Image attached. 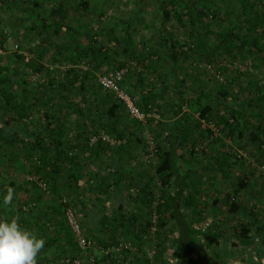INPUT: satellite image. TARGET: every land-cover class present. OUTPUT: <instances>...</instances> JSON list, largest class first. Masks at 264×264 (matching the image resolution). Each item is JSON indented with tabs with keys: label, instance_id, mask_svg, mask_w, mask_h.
<instances>
[{
	"label": "trees",
	"instance_id": "obj_1",
	"mask_svg": "<svg viewBox=\"0 0 264 264\" xmlns=\"http://www.w3.org/2000/svg\"><path fill=\"white\" fill-rule=\"evenodd\" d=\"M132 2L135 7L134 16H138L140 8L145 7V0ZM157 2L160 3L159 8L163 15L161 23L163 27L173 16L183 26H186L184 18H187L193 34H197L198 25L209 33L212 31V25H208L209 23L222 24L225 28L212 31L214 42L217 44L216 49L223 51L225 57L233 59L238 56L242 59L253 58L251 64L246 67L248 70H244L246 73L261 69L262 63L258 60L263 57H259V54L264 55V11L261 13L256 7L252 8L249 1L246 0L242 12H235L229 8L223 13L220 10L200 11L192 6V0ZM124 3H127V0H124ZM112 5L118 12L120 4L112 0ZM96 9L97 7H91L88 0H0V49L5 52V55L0 56V221L14 218L22 228L44 240V247L37 256V264L43 262L63 264L64 261L65 264L66 262L72 264L76 259H80L81 264H112L121 253L125 255L131 252L125 249L117 250L116 245L124 239L127 238L138 246L136 237L123 233L112 235V227L123 231L132 225L129 227L127 225L131 223V218L126 214L129 209L125 204L116 205L114 201L119 195H127L121 187L128 174L124 170L125 165L120 161L125 157V150L133 144V138L136 137L134 134L139 136L134 141L142 143L146 150L149 139L145 140L141 131L131 132L127 124L125 128L122 126L121 102H117L113 94L103 92L97 85L98 76L105 73L103 69L111 67L115 61V53L107 49L104 41L96 39L101 34L103 25L100 22L104 18L102 16L100 21H97L98 25H94L95 19L100 17L94 18L98 12ZM209 15H213L214 18L208 19ZM121 19L122 29L130 32L131 28L126 26L125 19L123 17ZM114 27L115 23H112V34H117ZM7 29L16 36L21 32V38L14 39L10 32H5ZM207 32L205 35L200 33L195 41L189 40L183 42V45L181 43L180 53L189 56L195 50L205 49H208L209 53L210 48L204 42ZM160 36L162 40L169 39L163 34ZM125 37V50L131 51L129 57L134 60L138 56L144 62L148 60L152 73H158L160 76H155L154 82L137 76V90L141 91L146 84L152 90V93L142 98V103L157 102L164 105L167 110L170 108V113L175 109V115L179 116L182 107L164 98V92L176 89L178 98H181L183 103L186 101L185 106L189 108L185 117L181 116L182 121H187L197 114L201 125L206 124L203 128L207 131L204 132L207 136L203 134V138H208L212 130L214 137L219 139L223 131L239 126L235 114L229 113L224 104H221V101H227L229 96L237 100L238 96L243 95L244 89L235 84L236 80L226 83L210 77L206 79L204 75L194 76L198 80L196 87L192 89L187 85L185 75L180 74L179 68L174 66L177 56L180 55L177 53L175 43L171 45L169 55L164 56L161 50L159 53L153 52L152 48L147 47L151 44L145 43L140 50L135 47L129 49L132 37L130 35ZM9 38L12 40L9 41ZM14 45L18 46L17 50H14ZM186 47L189 50H185ZM158 54L159 57L155 59ZM172 63L174 65H171ZM124 64H120L118 68L127 65ZM80 67H84L85 70H81ZM246 73L244 74L247 75ZM241 75L243 74H239V79L243 77ZM210 82L217 85L211 88ZM157 83L159 86L155 89ZM76 99L87 102V113L82 110L81 103ZM174 99L171 98V101ZM106 101L108 108H103L102 103ZM154 109L158 110L157 108L148 110ZM84 117L94 118L91 119L93 125L99 124L107 134L110 133L112 136L116 134V138L124 140L126 144L109 146L100 141L89 149L85 142H89L90 132L86 131V121L81 123ZM201 125L197 123L194 130L193 127L190 128L193 137L186 135L187 141L183 139L184 135H177L175 130L166 144L160 139L158 134L160 131L155 139L152 137L158 153L154 174L150 176L151 180L147 183L146 189L155 188L154 179L160 181L162 192L157 204L161 220L159 228L166 226V218L170 212V219L174 221L178 233L168 234L167 240L173 243L171 241L173 238L177 248L172 253L170 251V256L164 255L168 247L162 249V255L165 256L163 264H166L167 260L170 261L171 257L179 264H196L194 254L204 256L202 249L204 245L218 244L213 233L199 231L185 214L180 212L184 192L182 188L176 191L175 196H171V202L167 200L166 186L175 176L179 177L177 175L179 160L185 161V156L193 157L202 152L194 141V135L196 131H200ZM175 126L177 125L171 128ZM254 140L261 152L264 149V139ZM190 143L193 146L190 147ZM237 158L242 160L244 157L239 153ZM149 164L144 161L143 166L146 168ZM35 174L39 176L34 177ZM181 180L179 177L177 181L184 185ZM39 181L47 185V192L51 193L50 199L46 200L43 197L46 191L39 186ZM245 185L243 181L241 187L236 188L233 193L229 191L226 195L225 200L230 212H236L241 208L237 199L240 188L243 189ZM10 188L14 191L13 202L11 205H3L2 199ZM147 192L144 188L140 189L139 194L132 199L137 204V200L143 198V201H138L137 206L148 214L155 199ZM26 193L31 194L32 198L30 196L25 201L18 198L20 194ZM69 208L73 210L83 227L85 235L82 236L92 242L91 248L83 250L79 247L77 236L66 217ZM95 210L105 214L103 224L100 223L99 226L102 224L105 227L104 221L107 220L110 235L101 236L94 231L93 221L90 223L88 217ZM114 213H119L120 218H112ZM98 222L100 219L94 223ZM148 225H151V219L145 222V227L149 230ZM33 226L35 230L31 229ZM49 226L55 227L54 230L50 231ZM197 237L200 240L198 245L194 239ZM159 247L161 244L156 247L158 253ZM94 251L102 254L101 258L95 256ZM145 255L147 256V253Z\"/></svg>",
	"mask_w": 264,
	"mask_h": 264
},
{
	"label": "crops",
	"instance_id": "obj_2",
	"mask_svg": "<svg viewBox=\"0 0 264 264\" xmlns=\"http://www.w3.org/2000/svg\"><path fill=\"white\" fill-rule=\"evenodd\" d=\"M247 1L251 3L252 8L256 7L261 13L264 11V0L263 2H260L261 0ZM245 3L246 0L237 1L238 12H242ZM144 5L145 7L140 8L138 16H134L135 7L134 5L131 6V15L129 14L130 19H128V22L145 27L142 16L145 8L148 6L147 3H144ZM250 10L252 9L250 8ZM250 10H247V12L254 11ZM246 74L241 75L243 77L239 79V83L244 89L243 95L238 96L237 100L231 99L229 96L227 101H221V104H224L229 113L235 114V118L239 121V126L236 125L231 130L223 131L219 139L210 136L207 141L208 146H210L208 147L209 157L206 162L199 166L181 163L178 165L177 175L182 178L181 181L184 182V185H181V182L177 181L179 177L175 176L170 184L166 186L168 202H171V196H175L178 189L182 188L184 190L181 197L180 212L185 214L186 218L189 219L195 228L205 233H213L214 239L218 241V244L204 245L202 248L205 253L204 256L194 254L195 260H197L196 264H264L263 190L258 184L246 177L248 173L247 165L237 158V155L241 154L244 150H250L255 154L262 153L254 138L257 141L259 138L264 139V68L256 71L251 70ZM212 98H214L213 95ZM175 107L177 108V106ZM174 111L175 109L172 110L166 120H163L162 125L158 127L160 139L165 144L167 140H170L173 130L176 131L177 135H184L185 137L190 134V128L193 126L192 120L198 123L199 126L201 125L197 114H194L192 118H188L187 121H182L181 116L184 113L178 116L175 115ZM188 111L189 108L187 107L186 113ZM173 125L177 126L171 128ZM201 126L204 127V125ZM200 132L205 134L202 131H196L198 138L201 136ZM134 135L136 137L132 136L134 137L133 144H131L129 149L125 150V157L123 161H120L125 165L124 170L128 174L127 179H124L121 187L127 195H119L114 201L116 205H126L129 209L128 213H126L127 217L131 218V223L127 225L128 227L132 225L129 229H123V231L112 227V235L116 236L119 233H123L136 237L135 240L138 242L140 251L138 254L127 252L125 255H122L123 253H121L117 259L112 261V264H163L165 261L164 255L170 256L177 248L173 238L171 239L173 243L167 240L169 233L172 232V235L178 234L177 228L174 225V221L170 219L171 213L168 212L167 218L165 215L167 219L166 226L159 229L158 235L151 232L145 227V222L150 219L151 214L149 212L147 214V212L143 211V208L141 209L137 206L138 201H143V198H139L137 204L132 199L143 188L146 192L148 191L147 193H151L150 197L154 196V190L160 191V196L162 192V189L159 187H162V185L158 179H156V185L153 182L154 189H146L147 183L151 180L150 176L153 175L151 174V169L154 171V168H145L143 166V156L146 155V149L142 143L138 144L134 141L137 139L138 134ZM198 138V143L202 142ZM183 139L188 140L187 137ZM250 139L252 140L250 141ZM180 152L182 151L180 150ZM181 173L184 174L185 178L180 175ZM243 181L246 185L243 189L240 188L238 195L241 198L237 200L241 208L236 212H230L225 197H227L226 195L229 191L233 193L236 188H239ZM116 191L118 194V190ZM130 211L133 212L130 213ZM129 214H132V216H129ZM113 217L118 219L120 215L119 213H114L112 214ZM88 218L90 223L93 221L92 226L98 235H110L109 226L106 224L107 220L104 221L106 229H103L105 228L102 225L103 219H105L104 213L95 210ZM98 219H100V222L94 223ZM100 223H102L101 226H99ZM194 239L198 245L200 243L199 238ZM124 240H127V238ZM159 244H161V247H159L160 253H158L156 260H154L152 258L153 250ZM170 245L171 248L169 249ZM167 247V251L162 255V249ZM156 249L158 251V248ZM145 253H147V256ZM94 254L98 258L102 256L98 252ZM151 258L152 263L147 262ZM166 264L179 263L175 262V258L171 257L170 261L167 260Z\"/></svg>",
	"mask_w": 264,
	"mask_h": 264
},
{
	"label": "rangeland",
	"instance_id": "obj_3",
	"mask_svg": "<svg viewBox=\"0 0 264 264\" xmlns=\"http://www.w3.org/2000/svg\"><path fill=\"white\" fill-rule=\"evenodd\" d=\"M88 1L91 4L92 8L97 7L96 10H98V12L96 15H94V18H95V16L96 17L100 16L97 19H95L94 25H98L97 21H100V18L102 16H104L103 21L100 22L103 25L102 29H101V34L96 39H98V40L100 39L101 41H104L106 43L107 49L115 53V61L112 63V66L111 67L107 66V68L105 67V69H103V72L108 73L110 71H113L114 69L123 68V67L118 68V66L122 63L129 65V71L125 76V80H124L125 83H123V88L126 91L127 90L129 91V92L128 91L127 92L132 97V99L140 106L141 109L145 110L146 108H148V109L157 108L158 112L160 113L161 117L159 120H155L153 118H151L147 122L136 120L127 113L123 104L120 103L113 95L114 99L117 102H119L122 106V111H121V116L123 118L121 120L123 123L122 126H124V128H125V126H126L125 124H127L128 127L130 128V131H132V130L133 131L135 130V132L141 131L143 138H145V140H148L149 137H153L155 139L156 134L159 132L158 127L162 125L163 120H166V118H168L171 113L169 111L170 108H168L169 110H167V109H165L164 105H161L157 102H152L149 104H144L141 102L143 97H147L148 94L152 93V90H151V87L150 86L148 87L147 84L144 86V88L141 91L137 90L136 89L137 76L139 75V76L145 77L146 79L148 78L149 82H154L155 76H158V77H160V76L158 73H152V69H150V67H149V64H148L149 61L148 60H146L144 62L138 56L134 60L129 57L128 54L131 51L125 50V47H124L125 46L124 41H126L125 36L130 35L132 37L130 40V43H129V45H130L129 49L135 47L136 49L140 50L143 48L142 45H145V43H146V44H151V45H148L147 47L152 48L153 52L154 51L158 52L159 50H161V54L164 56L169 55V49L171 48V45L173 43H175V45L177 46V53L180 55L177 56L176 65H174L173 63L171 65L177 66L179 68L180 74L185 75V77L187 78V81H188L187 85H189V87L192 89H194V87H196L195 85H197V80H198L194 76H203L204 75V77L206 79L208 78L207 75L204 73L203 69L197 70V68L194 67V63H197L198 65H201V66H204L207 63H212V64H214L215 68L218 71L222 72V74L224 76V82L226 81V83L227 82L232 83L233 81L236 80L237 83H235V84L238 85V87L241 86L239 83V80H238L239 79L238 76H239V74L246 73V72H244V70H246V71L248 70V68L246 69V67H247V65L249 66L251 64V59H253V58L242 59L241 56H238L237 58L233 59V58L225 57L223 51L216 49L217 44L214 42V34L212 31L218 30V28L219 29L225 28L224 25H222V24L219 25L217 23H209L208 25H212V28H211L212 31H210L209 33L207 32V30L203 29L202 26L198 25V27H196L197 28V34H193L191 28L189 27L190 25H189V21L187 18H184L186 21V26H183L173 16L171 18V20L166 24V26L163 27L161 25L163 15H162L161 9L159 8L160 3L157 2V0H145L144 3L145 4L147 3V6H148L145 8V12L143 13V16H142L145 27L143 25L137 26V25H134V23H132V22L131 23L128 22V19H130V15H131L130 14L131 13V6L134 5L132 0H127V3H124V0H113L115 3L117 2L118 4H120V8H119L118 12L116 11V8H112L114 5V3L112 5V0H88ZM184 1L187 2L189 0H184ZM192 1H193L192 6L195 7L196 9L200 10V11L208 12L210 10H218V11L220 10V11H222L221 13H223L224 11H228L229 8H232L233 11L238 12L236 4H237V1H240V0H192ZM93 12H90V13H93ZM112 13H114L113 14L114 16L112 15ZM118 13H119V15H118ZM121 17H123L125 19V20L124 19L123 20L127 22L126 26L131 28L130 32L129 31L126 32L124 29H122L123 27H122V23H121L122 22ZM112 23H115L116 27H114V29L117 31V34H112ZM103 29H104V31L102 32ZM159 31H160V33H159ZM5 32H10V30L7 29ZM128 32H129V34H128ZM206 32L208 34H206V36L204 38V42H205L206 46L210 48L209 53H208V49L198 50V51L195 50L194 53H192L189 56H186V55H183L182 53H180L179 50L181 48L180 47L181 43L183 45V42H186L189 40L195 41L199 37L200 33H202V35H205L204 33H206ZM160 34H163L164 36L169 37V39L166 40L167 42L160 38L161 37ZM10 35L14 39H16V38L20 39L21 38V32L17 36L12 34V32H10ZM169 41H171V43H169ZM182 49H183V47H182ZM146 50H148V49H146ZM261 56H263V57L260 58L258 61L260 63H262L261 68H264V55L259 54V57H261ZM158 57H159V54H158V56H155L154 58L157 59ZM234 61H238L242 65V67L237 68L235 70L229 69L228 65H230ZM134 64H136V65H134ZM112 68H114V69H112ZM80 69L85 70L84 67H80ZM97 80H98V78H97ZM210 84L213 86H211ZM210 84H209V87H211V88H213L214 86L217 85L216 83L213 84L211 82H210ZM97 85H98V83H97ZM220 85H221V83H220ZM158 86H159V83H157V85L155 86V89ZM192 89H190V91H192ZM102 91L107 92L104 90H102ZM177 91L178 90H176V89H171V91L164 92L165 93L164 98L167 101L177 103L179 105V107H182L181 112L184 113V115H183V118H184L185 115L187 114L186 113L187 107L185 106L186 101H184V103H183L181 98H178V95L176 94ZM189 96H191V94H189ZM91 97H92V95H91ZM171 98H175V99L173 101H171ZM76 101H79L78 103H81L82 110L85 113H87L86 112V110L88 109L87 102H85L83 99H81V100L76 99ZM154 104H156L159 108L156 107ZM102 107L108 108L107 101L102 103ZM91 119H94V118L90 117V119H89V118L84 117L83 119H81L82 124H83V122L86 121L85 122L86 126H87L86 131L90 132L89 138H88L89 142L88 143L85 142V144L88 146L89 149L93 146L90 143V139L93 135H95V134H98V135L99 134H107L106 131L99 124L93 125L91 123V121H92ZM196 124L197 123L194 122V120H193L192 130H194ZM204 125H206V124H204ZM199 129H200V131L207 133V131H205V129L203 127L199 128ZM122 130H123V128H122ZM92 133H93V135L91 136ZM109 134H107V135H109ZM199 134L201 135L200 138H198L197 134H195L196 137L194 135V137H195L194 141H195L196 146H198L197 148H201L200 151H202V152L199 153L198 155L193 156V157L192 156H185L184 157L185 161L179 160V165L181 163H187L188 165L199 166V165H203L206 162L207 158L209 157L208 147L210 146V145L208 146L207 141H208L210 136L214 137V135H213L212 130L210 131V136L208 138H203L204 136H203V133H201V132ZM115 135L112 136V134H110V137L117 139ZM204 135L206 136L207 134H204ZM187 136L193 137V134L191 133ZM220 136H221V134H220ZM87 137L88 136L86 135V138ZM197 138L200 141H202V142H200V144H198ZM118 140L122 141V145L125 143L124 140H121V139H118ZM109 146H111V145H109ZM189 146L191 147V146H193V144L190 143ZM108 151L112 152L111 150H108ZM262 151H263V153H256L255 154V153H252V151H250V150H244L242 152V155L244 157V158H242V161H246L245 164L247 165V168H248V173L246 174V177L251 179L254 183L258 184L262 188L263 194H264V174L260 171L261 170L260 169L261 164H264V149ZM146 155H147V150H146ZM146 155L143 156V160L146 163L152 164V166H150V164H149V166H146V167L154 168V164L157 161V157L151 158V162H148ZM151 174H154V171L152 169H151ZM180 175L184 177L183 173H181ZM20 176H22V175H20ZM33 176L38 177L39 175L35 174ZM153 182L156 185L157 180L154 179ZM159 187L161 189V186H159ZM153 194H154V196L152 198L155 200H153L154 204L152 205V210L150 212V214H151L150 215L151 225H148V227H149V230L151 232H153L155 234L157 233V235H158L161 220L159 217V212L157 211V204H159L158 201H160L159 198L161 196H160V191L158 192V191L154 190ZM263 194H262V198H263ZM30 196L32 198L31 194L26 193V194H20L18 198L21 199L22 201H25V200L29 199ZM43 197L46 200H48V199H50L49 197H51V193L45 192ZM240 198L241 197L239 195L238 199H240ZM43 201H44V199H43ZM154 212H156L158 215V220L156 223V230L152 229L153 225H154L152 223V215ZM80 227L82 230L83 227L81 226V224H80ZM54 228L55 227H53V226H49L50 231H53ZM31 229L35 230V227L33 226ZM82 233L83 234H81V235L84 236L85 235L84 231H82ZM93 242L95 244H97V242H95V241H93ZM154 249H156V248H154ZM94 253H96V251H94ZM86 255L88 256L89 253H86ZM81 256H82V253H81ZM157 256H158V251H155V253L152 254V258L154 260H156ZM61 258H63V256ZM152 258L150 259V263H152ZM53 259H54V257H53ZM43 264H44V262H43ZM50 264H52V263H50ZM63 264H65V261ZM66 264H67V262H66Z\"/></svg>",
	"mask_w": 264,
	"mask_h": 264
},
{
	"label": "built area",
	"instance_id": "obj_4",
	"mask_svg": "<svg viewBox=\"0 0 264 264\" xmlns=\"http://www.w3.org/2000/svg\"><path fill=\"white\" fill-rule=\"evenodd\" d=\"M213 18H214L213 15L208 16V19L210 20ZM11 40L12 39L9 38V41ZM17 49H18V46L14 45V50H17ZM185 50H189V49L186 47ZM3 55H5V52L3 49H0V56H3ZM194 67H196L197 70L203 69L207 77L213 78L219 82H224V76L222 72L218 71L215 68L214 64L207 63L204 66H201V65H198L197 63H194ZM228 67L229 69L235 70L237 68H241L242 65L238 61H234L233 63L228 65ZM128 71H129V65L123 68H120V69L110 71L108 73H104L98 77L97 83L102 90L113 94L114 97L124 105L127 113L134 119L143 121V122H147L151 118L155 120H159L161 116L158 110L154 109V110L149 111V110L141 109L137 105V103L132 99L129 93L123 88L125 76L128 73ZM216 133H218V130H216ZM100 141L103 142L104 144H108L111 146H118L122 144V141L118 139H114L110 137V135H107V134H99V135L95 134L90 139V143L92 145ZM157 153H158V149L156 148V143L152 137H149V146H148L147 155H146L147 161L151 162V158L157 157ZM260 169H261L260 171L264 174V165H261ZM39 186L47 192V185L43 181H39ZM66 217H67V220L69 222V225L72 231L77 236L79 247L82 248L83 250L91 248L92 242L84 238L81 235L82 230H81L80 224L71 208H69L66 211ZM157 220H158V215L156 212H154L152 215V223L154 224L152 228L153 230H156ZM116 246H117V250H120V249H125L127 251L131 250V252L134 254H138V251H139V246L134 245L131 241H128V240H123L121 243H119ZM114 249L116 250V248ZM153 253H155V251H153ZM72 264H81V261L80 259H76Z\"/></svg>",
	"mask_w": 264,
	"mask_h": 264
},
{
	"label": "clouds",
	"instance_id": "obj_5",
	"mask_svg": "<svg viewBox=\"0 0 264 264\" xmlns=\"http://www.w3.org/2000/svg\"><path fill=\"white\" fill-rule=\"evenodd\" d=\"M14 191L10 188L2 199L11 205ZM44 240L22 228L16 219L0 221V264H37V256Z\"/></svg>",
	"mask_w": 264,
	"mask_h": 264
}]
</instances>
